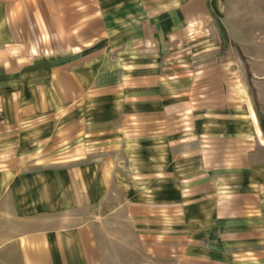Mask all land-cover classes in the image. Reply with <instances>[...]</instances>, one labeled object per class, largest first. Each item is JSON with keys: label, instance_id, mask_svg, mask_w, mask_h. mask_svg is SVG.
<instances>
[{"label": "crops", "instance_id": "0c3cea01", "mask_svg": "<svg viewBox=\"0 0 264 264\" xmlns=\"http://www.w3.org/2000/svg\"><path fill=\"white\" fill-rule=\"evenodd\" d=\"M219 5L0 0V140L65 125L135 150L132 174L0 159V264H264V78L188 73Z\"/></svg>", "mask_w": 264, "mask_h": 264}, {"label": "rangeland", "instance_id": "374dc122", "mask_svg": "<svg viewBox=\"0 0 264 264\" xmlns=\"http://www.w3.org/2000/svg\"><path fill=\"white\" fill-rule=\"evenodd\" d=\"M219 3L220 16L211 18L214 22H208L207 30L202 34L192 35L186 43L191 49L187 56L191 58L193 64L188 73L197 77L199 75L197 69L203 64H213L228 58L236 60L235 63L238 62L234 64L236 70H232L229 75L234 79L264 78V0H219ZM183 57L180 56L181 59ZM223 67L228 71L229 66ZM176 115L178 118V112ZM145 125V131L146 127H151V123L146 122ZM128 127L131 131L125 135L130 137L134 135L132 128L135 129L137 126L131 123ZM59 130L56 132V127L49 125L47 132L43 134L35 132L1 139L0 145L4 146L0 149V159H47L46 163L49 165L68 166L115 158L121 162L118 168L126 170L128 174L133 173L131 164L126 161L135 155V150L130 149L134 145H125L124 141H121V134H113L110 135V139H104L105 137L87 135V129H83L84 131L77 135L66 133L65 125L62 131L61 128ZM137 130V133H140L141 130ZM147 133L150 134V130ZM6 145L16 146L7 148ZM198 166L196 164L194 168L197 169ZM144 264H148L145 259Z\"/></svg>", "mask_w": 264, "mask_h": 264}]
</instances>
